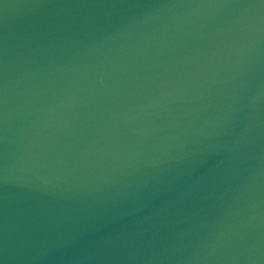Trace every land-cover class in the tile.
Returning a JSON list of instances; mask_svg holds the SVG:
<instances>
[{
	"label": "water",
	"instance_id": "obj_1",
	"mask_svg": "<svg viewBox=\"0 0 264 264\" xmlns=\"http://www.w3.org/2000/svg\"><path fill=\"white\" fill-rule=\"evenodd\" d=\"M0 264H264V0H0Z\"/></svg>",
	"mask_w": 264,
	"mask_h": 264
}]
</instances>
